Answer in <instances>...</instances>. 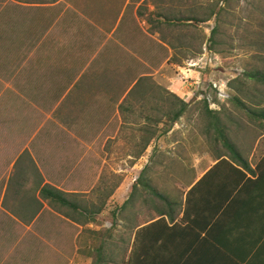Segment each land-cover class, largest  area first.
<instances>
[{"label": "crops", "instance_id": "0c3cea01", "mask_svg": "<svg viewBox=\"0 0 264 264\" xmlns=\"http://www.w3.org/2000/svg\"><path fill=\"white\" fill-rule=\"evenodd\" d=\"M65 1L47 0L46 4L56 7ZM133 2L79 0L80 7L68 4L63 13H75L72 19L66 17L75 30L70 27L68 31L63 26L64 36L59 37L68 41L69 34L79 38L81 31L87 37L102 36L96 45L99 51L113 39L110 49H118L119 43L146 46V35H160L158 31L150 35L132 23L139 17L134 10L128 13ZM98 4L105 11L97 8L92 12L90 8ZM46 24L55 26L51 18ZM245 71L253 75L238 78L232 101L223 104L207 93L213 115L206 114L205 121L202 120L197 105L203 98L194 99L188 110L190 113L195 109L189 119L194 118L196 127L179 123L185 113L169 128V138L188 132L189 146L173 139L169 147L156 143L161 136L156 135L161 132V124H138L122 118L95 121L93 132L86 130L89 132L73 136L67 143L69 149L76 146L75 168L79 177L93 174L98 180L114 179L118 173H124L126 179L137 175V180H152L162 194L176 202L174 222L155 212L152 196L148 195L135 207L127 206L130 216L125 225H101L105 211L96 215L95 210L100 203H82L90 192L62 190L73 194L79 207L76 213L64 208L59 223H55L52 207L39 203L38 195L31 192L41 178L44 185L49 184L46 179L52 166L48 160L51 152L44 145L50 138L47 132L52 129L42 126L46 135L38 142L35 123H22L19 118L4 125L0 134L4 144L0 160V264H264V74H258L264 73V60L255 59ZM177 96L187 102L182 94ZM198 127L204 129L202 137L196 133ZM147 131L154 132L152 141L147 147H138L139 142L145 143L149 138ZM224 137L236 146L245 166L232 161L223 145ZM117 163L125 164L126 170L114 169ZM106 165L108 172L103 169ZM26 167L31 170L28 172ZM166 175L185 179L184 186L165 188L158 179ZM137 180L130 194L127 192L125 202L130 200ZM83 206L93 212L94 219L89 220L94 221H86ZM66 214L76 216L77 220Z\"/></svg>", "mask_w": 264, "mask_h": 264}, {"label": "rangeland", "instance_id": "374dc122", "mask_svg": "<svg viewBox=\"0 0 264 264\" xmlns=\"http://www.w3.org/2000/svg\"><path fill=\"white\" fill-rule=\"evenodd\" d=\"M134 1L128 13L159 10L173 22H167L166 27L158 30L160 37L152 35L153 39L146 35V46L121 42L123 45L119 43L118 49H110L113 39L99 51L96 45L102 36L87 37L81 31L79 38L71 37V34L68 41L59 37L64 36L61 34L63 26L68 31L70 27L73 29L67 18L72 19L75 15L73 11L64 14L63 8L68 4L80 7L79 0H66L56 7L48 6L47 0H0V134L4 125L20 118L22 123L37 125L39 142L46 135L42 126L48 125L52 131L47 132L50 138L44 146L51 152L48 160L52 166L47 170L46 180L60 190L90 192L85 198L89 203L109 199L101 225L116 223L121 226L127 223L129 209L125 215L121 207L137 175L130 179H126L124 173H118L120 175L114 179L102 177L98 180L93 174L79 177L75 168L76 146L73 144L74 147L69 149L68 141L86 130L93 132L95 121L109 118L118 121L122 118L139 124L143 121L149 123V118L159 119L161 123V132L156 135L162 138H157L156 143L169 147L173 139L180 145L189 146L188 132L185 136L178 134L172 138L167 135L172 124L170 116L165 115L178 106H174L175 102L166 92L182 94L192 105L194 99L203 98L201 96L205 93H209L210 98L214 97L215 93L210 88L213 82L230 79V75L245 71L255 63V59L264 60V0ZM97 8L100 12L105 11L101 4L90 9L93 12ZM189 17L197 21L185 25V21L176 20ZM50 18L54 20V27L47 25L48 22L46 24ZM56 19L60 23H56ZM141 19L138 17L132 23L142 31L146 29L150 35L157 32L148 29L147 24L144 26ZM116 39L119 40L118 37ZM213 54L219 55L222 70L205 65L188 69L191 62ZM84 74V79H78ZM142 77H149L152 81L143 87V91H137L127 103L124 102L125 95L119 91L122 93L129 81ZM79 80L80 86L71 91ZM234 87L236 83L231 84L228 91L231 99L223 104L232 100ZM123 102L125 105L121 108ZM157 105L163 108L164 117L154 109ZM194 110L190 113L188 110L179 123L195 128L194 118L189 119ZM203 131L198 127L196 133L202 137ZM140 145L139 142L138 147ZM3 150L4 144L0 141V160L3 159ZM25 166L29 167L28 164ZM28 167L29 172L31 169ZM103 169L108 172V165ZM114 169L125 171L126 166L117 163ZM158 180L162 186L171 189L185 183V179L170 178L169 175ZM117 184L120 188L114 199L108 198ZM51 209L52 220L57 223L61 219V210ZM116 229L120 231L119 227Z\"/></svg>", "mask_w": 264, "mask_h": 264}, {"label": "trees", "instance_id": "16d2710c", "mask_svg": "<svg viewBox=\"0 0 264 264\" xmlns=\"http://www.w3.org/2000/svg\"><path fill=\"white\" fill-rule=\"evenodd\" d=\"M50 1V0H49ZM54 1V0H51ZM138 16L143 18L149 25L150 28L153 31H158L163 29V27L167 26V22L168 23H172L173 21L171 20V18H168L167 16H165V13L161 12L159 10H154V11H149L147 10L145 13L140 11L138 12ZM176 20L180 21V22H184L185 21V25H191L192 21H197V20H193V18H177ZM215 31V30H214ZM213 31V32H214ZM216 34V32H214ZM259 75H263V72H259ZM246 75H253V72H247L244 71L243 74L241 76H246ZM239 76V77H241ZM238 77V78H239ZM238 78L236 80L233 81V83H236ZM84 79L83 76L80 78ZM80 80L78 81V83H76L71 91H75L76 88H78L80 86ZM152 80L148 77H142L139 79L134 78L132 81H129V83L123 88L122 93L119 91V93L124 96V102H128L129 99L137 92V91H143V87L148 84L149 82H151ZM231 83V84H233ZM121 88V87H120ZM210 88H212L210 86ZM167 91V90H166ZM167 96L169 98H171L175 103L174 106H178V108L171 110L169 113H167L165 116L169 117L170 116V124H175L177 123L181 117H183V115L187 112V110L189 109V105L190 103L185 102L184 100H181L176 94L172 93V92H166ZM122 96H119V98H121ZM203 99L200 101L199 103V107L197 108H201V113H200V118L205 121V116L206 114L209 115H213V113L209 110L210 109V104L208 102V94L205 93L203 95ZM215 101H217L216 95L213 94ZM232 101V100H231ZM124 102L121 105V108L123 107ZM163 108L160 106L158 109H155L156 111H158V113H160L161 117L163 116L162 110ZM148 121L150 123L153 124H161L159 119L155 120V119H149ZM162 121V120H161ZM164 121V120H163ZM146 133L149 134V138L146 139V141H144L145 143H141L142 145L144 144L145 147H147L149 145V143L152 141L153 139V131H147ZM216 141H219V138H216ZM223 145L227 148L228 152L227 154L230 156V158L232 159L233 162H235L236 164H240L241 166H245V162L243 160L242 155L239 153L238 149L236 148V146L231 142V140L228 137H224V142ZM119 188V185L117 184L114 188L113 191H111L108 194V198L112 197V194L115 192L116 189ZM30 192V189L27 190ZM31 192L34 193L35 195H38V202L42 203L45 202L47 203L50 207H53L54 209H60L61 213L63 212V209L68 208L70 211H74L75 213L78 210V203L79 201L76 198H72L74 197L73 194H67L65 192H63L60 189H57L54 186H51L49 184L44 185V180L41 178L40 180L37 181V183H35V185L33 187H31ZM148 195L152 196V201H153V209L155 210L156 213L159 214V216L166 218L168 217V219H170L169 221L174 222L175 220V207L177 206L176 202H174L171 198H169L168 196L162 194L157 186H155V183L152 180H149L147 178H139L137 180V182L134 184L133 186V192L131 195V198L128 202H125L122 207L121 210L125 213L126 215V209L128 205H132L133 207H135V203L136 202H141L142 198H146L148 197ZM77 197V196H75ZM109 201V199H103L101 200L100 203V207H97L95 210L96 215H99L100 213H102L105 209V205L106 203ZM89 201H85L83 200L82 203H86L88 204ZM84 207V206H83ZM82 207V208H83ZM83 212H85L87 214V216L85 217L86 221H94V220H89L90 218L94 219L93 217H91V215H93V212H90V210L88 209V207H84ZM114 213V212H113ZM135 213V212H133ZM69 217H72L73 219L77 220V217L72 215V214H66ZM114 215V214H113ZM90 217V218H89ZM135 217V216H134ZM162 223V222H161Z\"/></svg>", "mask_w": 264, "mask_h": 264}, {"label": "built area", "instance_id": "2783aa9c", "mask_svg": "<svg viewBox=\"0 0 264 264\" xmlns=\"http://www.w3.org/2000/svg\"><path fill=\"white\" fill-rule=\"evenodd\" d=\"M219 55L217 54H213L212 56L209 57H202L199 60H197L196 62H191L190 64H188V69H192V68H202L203 65H205L208 68H214L216 70L223 68L220 59L218 58ZM206 60V61H205ZM205 61V63H204ZM244 71H241L238 74H234V75H230V79H222L219 80L218 82H213L211 85L212 87V91L215 93L217 100L221 103H225L228 102L231 97L228 94L229 88H230V83H232V81L236 80L239 76H241L243 74ZM213 107H216V104H212Z\"/></svg>", "mask_w": 264, "mask_h": 264}, {"label": "water", "instance_id": "95a60500", "mask_svg": "<svg viewBox=\"0 0 264 264\" xmlns=\"http://www.w3.org/2000/svg\"><path fill=\"white\" fill-rule=\"evenodd\" d=\"M193 102V101H192Z\"/></svg>", "mask_w": 264, "mask_h": 264}]
</instances>
